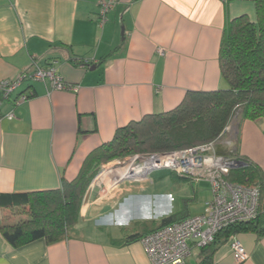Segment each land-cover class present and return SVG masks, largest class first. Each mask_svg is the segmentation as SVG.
Segmentation results:
<instances>
[{
    "label": "crops",
    "instance_id": "obj_1",
    "mask_svg": "<svg viewBox=\"0 0 264 264\" xmlns=\"http://www.w3.org/2000/svg\"><path fill=\"white\" fill-rule=\"evenodd\" d=\"M100 2L0 0V82L17 79L35 64L55 63L64 82L79 88L57 91L28 80L3 101L0 196L58 191L63 180L77 179L88 157L118 130L177 109L191 92L228 89L219 63L225 27L244 15L256 20L254 0H120L101 26ZM233 124L223 145L264 176V118ZM126 159L101 166L66 239L14 247L0 234V264H151L141 239H129L154 230L152 222L163 219L155 215L166 213L174 199L141 179L119 178L133 166H117ZM178 181L192 186L194 204L200 184L211 193L206 180ZM190 199L181 201V210L187 201V217L202 214L212 196L195 212ZM262 206L263 232L238 236L249 255L241 264H264V191ZM209 255L211 264H239L229 242L193 247L186 264H201Z\"/></svg>",
    "mask_w": 264,
    "mask_h": 264
},
{
    "label": "trees",
    "instance_id": "obj_2",
    "mask_svg": "<svg viewBox=\"0 0 264 264\" xmlns=\"http://www.w3.org/2000/svg\"><path fill=\"white\" fill-rule=\"evenodd\" d=\"M254 2L255 21L244 15L229 21L225 27L219 63L228 89L191 92L177 109L147 116L140 122L118 130L110 143L104 144L88 157L77 179L73 182L63 180L58 191L1 195L0 208L16 211L21 218L13 224H2L0 219V234L14 247L42 239L49 244L66 239L81 219L85 197L101 166L118 159L171 153L210 144H215V152L219 156H234L227 147L217 142H220V137L233 121L235 110H241L240 119L243 120L264 118V0ZM238 159L246 165L233 169L228 181L245 187L259 186L262 211L264 176L253 163L241 157ZM173 175L177 180L185 179L175 173ZM187 205L184 200L181 212L152 222L154 230L129 240L142 239L189 218ZM262 215L263 211L254 222L234 225L221 231L210 246L229 242L233 234L262 233ZM210 258V255L205 257L201 264H211Z\"/></svg>",
    "mask_w": 264,
    "mask_h": 264
},
{
    "label": "built area",
    "instance_id": "obj_3",
    "mask_svg": "<svg viewBox=\"0 0 264 264\" xmlns=\"http://www.w3.org/2000/svg\"><path fill=\"white\" fill-rule=\"evenodd\" d=\"M119 1L101 0L99 3L101 26L108 22ZM55 65L54 63L48 67H41L35 64L31 71L22 73L17 79L1 81L0 108L3 101L8 100L28 80L51 84L57 91L78 92L77 86L64 82ZM28 99L26 96L22 97L16 105ZM14 117V113L8 115L9 119ZM229 128L225 132L229 131ZM222 136L217 143L223 145ZM137 156L139 159H136L131 167L132 172L138 171L140 176L146 178L155 168H168L181 178L195 182L206 180L210 184L212 194V200L206 204L202 214L167 226L141 239L151 264H186L193 247L201 249L208 247L214 243L221 231L234 225L254 222L261 215V188L229 182L230 172L241 160L231 156H219L215 152V144L171 153ZM238 236L239 234L231 235L229 247L236 262L241 264L249 259V255Z\"/></svg>",
    "mask_w": 264,
    "mask_h": 264
},
{
    "label": "rangeland",
    "instance_id": "obj_4",
    "mask_svg": "<svg viewBox=\"0 0 264 264\" xmlns=\"http://www.w3.org/2000/svg\"><path fill=\"white\" fill-rule=\"evenodd\" d=\"M240 112H241L240 109L235 110L232 116L233 121H231V124H233L234 122L235 123L233 125L238 123V121L240 120V115H241ZM136 158L137 157L129 159L128 163L131 160L135 164ZM123 159H126V158H123ZM128 163L126 164L128 165ZM129 164H132V163H129ZM147 164L148 165L150 164L149 160ZM121 173L123 175L125 174V172H121ZM127 173L128 175L126 177H123L121 174L119 178H122V179L124 178L123 181L128 180V178H131L130 180L141 179L142 182L147 183L146 186H148L149 188H152V190H155L159 194L171 195V197L174 199L172 201V205L170 206L169 210H167V212L161 216L155 215L154 219H162L164 217L166 218V216L168 217L171 214L179 213V211H181L182 199H186V198L192 199V196L194 193L192 186L189 184H186L184 181H178L177 179H175L173 175L174 173L172 172L171 169H168V168H160L156 170L153 169L146 176V178L142 176H138L140 175L138 171L132 172L131 170H129ZM199 188L201 189L200 190L201 196L199 198V202L197 204L196 203L194 204V200L192 202H190L191 199L189 200V202L193 204L191 207L192 212H195V209L199 207L204 202L205 199H208L209 197L211 198L212 196L210 191L208 190V184L202 183L200 184ZM20 218H21L20 215H18L16 211H13V212L5 211L2 214H0V219H1L2 224H13V223L18 222Z\"/></svg>",
    "mask_w": 264,
    "mask_h": 264
},
{
    "label": "water",
    "instance_id": "obj_5",
    "mask_svg": "<svg viewBox=\"0 0 264 264\" xmlns=\"http://www.w3.org/2000/svg\"><path fill=\"white\" fill-rule=\"evenodd\" d=\"M138 157H139V156H137V159H139ZM126 163H128V161H126V160H121L120 163L117 164V166L122 167V166L126 165ZM245 165H246L245 162H243V161H238V162H237V165L235 166V169L242 168V167H244ZM160 168H163V167L155 168L154 170H156V169H160ZM150 172H151V171H150ZM130 179H131V178H128V180H130Z\"/></svg>",
    "mask_w": 264,
    "mask_h": 264
},
{
    "label": "bare ground",
    "instance_id": "obj_6",
    "mask_svg": "<svg viewBox=\"0 0 264 264\" xmlns=\"http://www.w3.org/2000/svg\"><path fill=\"white\" fill-rule=\"evenodd\" d=\"M137 159V158H136ZM148 162V161H147ZM150 162V161H149ZM130 163H132L134 165V163L132 161H130Z\"/></svg>",
    "mask_w": 264,
    "mask_h": 264
},
{
    "label": "flooded vegetation",
    "instance_id": "obj_7",
    "mask_svg": "<svg viewBox=\"0 0 264 264\" xmlns=\"http://www.w3.org/2000/svg\"><path fill=\"white\" fill-rule=\"evenodd\" d=\"M242 161V160H241Z\"/></svg>",
    "mask_w": 264,
    "mask_h": 264
}]
</instances>
